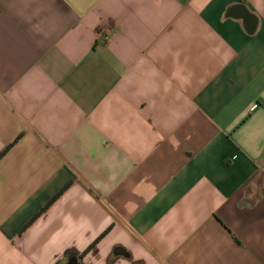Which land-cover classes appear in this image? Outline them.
<instances>
[{
    "label": "crops",
    "instance_id": "1",
    "mask_svg": "<svg viewBox=\"0 0 264 264\" xmlns=\"http://www.w3.org/2000/svg\"><path fill=\"white\" fill-rule=\"evenodd\" d=\"M16 141L0 264H264V0H0Z\"/></svg>",
    "mask_w": 264,
    "mask_h": 264
},
{
    "label": "trees",
    "instance_id": "2",
    "mask_svg": "<svg viewBox=\"0 0 264 264\" xmlns=\"http://www.w3.org/2000/svg\"><path fill=\"white\" fill-rule=\"evenodd\" d=\"M18 141V140H17ZM17 141L15 143H13L12 145H10L1 155H0V160L7 154V152L17 143ZM67 188V187H66ZM66 188L61 191L54 200H56L59 196H61ZM52 204V203H50ZM50 204L48 206H50ZM45 210V209H44ZM39 216V215H38ZM112 230V227H110L108 230H106L83 254H81V257L86 256L89 252H91L108 234L109 232Z\"/></svg>",
    "mask_w": 264,
    "mask_h": 264
},
{
    "label": "built area",
    "instance_id": "3",
    "mask_svg": "<svg viewBox=\"0 0 264 264\" xmlns=\"http://www.w3.org/2000/svg\"><path fill=\"white\" fill-rule=\"evenodd\" d=\"M97 37L100 43H108L113 38L112 30L107 27L100 28L97 33Z\"/></svg>",
    "mask_w": 264,
    "mask_h": 264
},
{
    "label": "water",
    "instance_id": "4",
    "mask_svg": "<svg viewBox=\"0 0 264 264\" xmlns=\"http://www.w3.org/2000/svg\"><path fill=\"white\" fill-rule=\"evenodd\" d=\"M70 264H78V262H76V261H73L72 263H70Z\"/></svg>",
    "mask_w": 264,
    "mask_h": 264
}]
</instances>
